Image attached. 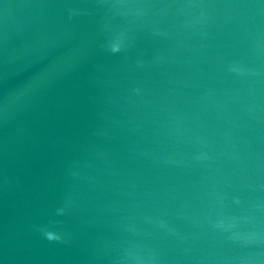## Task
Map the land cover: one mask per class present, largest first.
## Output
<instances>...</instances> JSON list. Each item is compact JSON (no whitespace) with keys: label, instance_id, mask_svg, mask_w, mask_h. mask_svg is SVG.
<instances>
[{"label":"water","instance_id":"water-1","mask_svg":"<svg viewBox=\"0 0 264 264\" xmlns=\"http://www.w3.org/2000/svg\"><path fill=\"white\" fill-rule=\"evenodd\" d=\"M0 264H264V0H0Z\"/></svg>","mask_w":264,"mask_h":264}]
</instances>
